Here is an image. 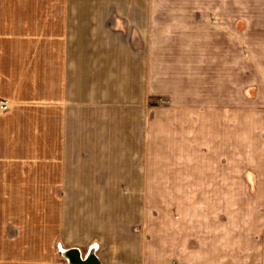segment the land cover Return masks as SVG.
<instances>
[{"label":"rangeland","instance_id":"rangeland-1","mask_svg":"<svg viewBox=\"0 0 264 264\" xmlns=\"http://www.w3.org/2000/svg\"><path fill=\"white\" fill-rule=\"evenodd\" d=\"M70 1L38 25L86 70L106 177L61 227L0 225V264H264V0Z\"/></svg>","mask_w":264,"mask_h":264},{"label":"crops","instance_id":"crops-1","mask_svg":"<svg viewBox=\"0 0 264 264\" xmlns=\"http://www.w3.org/2000/svg\"><path fill=\"white\" fill-rule=\"evenodd\" d=\"M75 8L70 0H0V100L10 104L0 114V225L19 241L28 224L45 231L51 214L61 227L69 197L93 198L106 177V163L82 156L93 154L91 126L83 127L94 110L86 70L71 62L60 31L38 25L67 23Z\"/></svg>","mask_w":264,"mask_h":264},{"label":"water","instance_id":"water-1","mask_svg":"<svg viewBox=\"0 0 264 264\" xmlns=\"http://www.w3.org/2000/svg\"><path fill=\"white\" fill-rule=\"evenodd\" d=\"M65 256L70 260V263L72 264H101L96 255L90 254L83 259L81 253L76 249L67 251L65 253Z\"/></svg>","mask_w":264,"mask_h":264},{"label":"built area","instance_id":"built-area-1","mask_svg":"<svg viewBox=\"0 0 264 264\" xmlns=\"http://www.w3.org/2000/svg\"><path fill=\"white\" fill-rule=\"evenodd\" d=\"M10 104L5 100H0V113H5L9 110Z\"/></svg>","mask_w":264,"mask_h":264}]
</instances>
